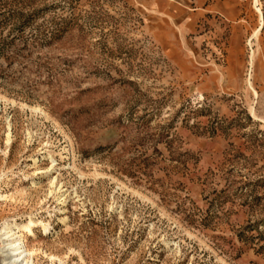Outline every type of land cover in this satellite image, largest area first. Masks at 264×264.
<instances>
[{"label": "rangeland", "instance_id": "374dc122", "mask_svg": "<svg viewBox=\"0 0 264 264\" xmlns=\"http://www.w3.org/2000/svg\"><path fill=\"white\" fill-rule=\"evenodd\" d=\"M0 196L34 264H264V0H0Z\"/></svg>", "mask_w": 264, "mask_h": 264}, {"label": "bare ground", "instance_id": "6f19581e", "mask_svg": "<svg viewBox=\"0 0 264 264\" xmlns=\"http://www.w3.org/2000/svg\"><path fill=\"white\" fill-rule=\"evenodd\" d=\"M257 0H253L254 5ZM261 17V11L256 9ZM262 20V19H261ZM262 22H260V27L257 28L254 32V37H257L259 31L261 30ZM9 141V140H8ZM48 171L40 170L39 173H45ZM55 181L51 183L53 186ZM57 191H60V188H56ZM0 198H3L0 196ZM63 201L62 198L59 197L58 201ZM38 225V222L32 218H30L26 223L18 225L11 224L5 225L0 231V243L3 245L4 253L1 258L2 264H34V256L36 254L35 250H31L29 248L28 241L26 239V235L35 236L34 228ZM42 232L46 234L51 229L50 222L41 223ZM53 258V257H52ZM61 264V263H59Z\"/></svg>", "mask_w": 264, "mask_h": 264}, {"label": "crops", "instance_id": "0c3cea01", "mask_svg": "<svg viewBox=\"0 0 264 264\" xmlns=\"http://www.w3.org/2000/svg\"><path fill=\"white\" fill-rule=\"evenodd\" d=\"M234 52H235V51H232V50H230V51L228 52V58H229L230 61L234 60V56H235V55H234Z\"/></svg>", "mask_w": 264, "mask_h": 264}]
</instances>
